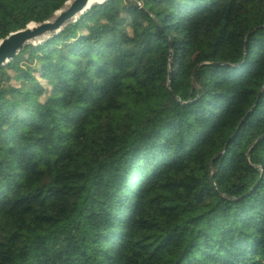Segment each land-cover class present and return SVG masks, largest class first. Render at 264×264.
<instances>
[{"label":"trees","instance_id":"trees-1","mask_svg":"<svg viewBox=\"0 0 264 264\" xmlns=\"http://www.w3.org/2000/svg\"><path fill=\"white\" fill-rule=\"evenodd\" d=\"M142 2L0 69V264H264V0Z\"/></svg>","mask_w":264,"mask_h":264},{"label":"water","instance_id":"water-1","mask_svg":"<svg viewBox=\"0 0 264 264\" xmlns=\"http://www.w3.org/2000/svg\"><path fill=\"white\" fill-rule=\"evenodd\" d=\"M93 1L94 0H71L66 3L64 8L56 12L52 19L41 24L31 23L26 27V29L14 32L7 38L1 40L0 69L9 65V63L13 61L27 46H36L46 42L54 36H57L69 25L78 22L81 15L85 16V14L90 12L93 7L103 4L100 3L91 6ZM129 1L137 8H141V5L136 0ZM83 24H85V22ZM193 78V86H196L197 79L195 73ZM260 97L261 93L259 94V98ZM249 116L250 115H248V117ZM211 183L215 185L213 176L211 177Z\"/></svg>","mask_w":264,"mask_h":264},{"label":"rangeland","instance_id":"rangeland-1","mask_svg":"<svg viewBox=\"0 0 264 264\" xmlns=\"http://www.w3.org/2000/svg\"><path fill=\"white\" fill-rule=\"evenodd\" d=\"M122 2H124V3H126V1L127 0H121ZM136 1H140V0H136ZM142 1V0H141ZM86 15V14H85ZM83 19H86V17L85 16H82L78 21L79 22H81V25L85 22V21H87L89 18H87L86 20H84L83 21ZM83 21V22H82ZM26 67H27V65H25L24 63H22L21 65H20V68L22 69V70H25L26 69ZM155 105L156 106H160L161 105V101H156L155 102ZM55 243V242H54ZM48 251L51 253V247L49 246V248H48Z\"/></svg>","mask_w":264,"mask_h":264},{"label":"bare ground","instance_id":"bare-ground-1","mask_svg":"<svg viewBox=\"0 0 264 264\" xmlns=\"http://www.w3.org/2000/svg\"><path fill=\"white\" fill-rule=\"evenodd\" d=\"M108 1H112V0H94L93 3L91 4V6H93V5H95V4H100V3L105 4V3L108 2ZM103 4H102V5H103ZM81 17H82V15L79 17V19H80ZM85 17H86V19L88 18L87 15H85ZM86 19H83V21L86 20ZM83 21H82V22H83ZM82 25H83V24H82ZM36 43H37V42H36ZM36 43H34V44H36Z\"/></svg>","mask_w":264,"mask_h":264},{"label":"built area","instance_id":"built-area-1","mask_svg":"<svg viewBox=\"0 0 264 264\" xmlns=\"http://www.w3.org/2000/svg\"><path fill=\"white\" fill-rule=\"evenodd\" d=\"M137 2H139V4L142 6L143 2L141 0L140 1H137Z\"/></svg>","mask_w":264,"mask_h":264}]
</instances>
